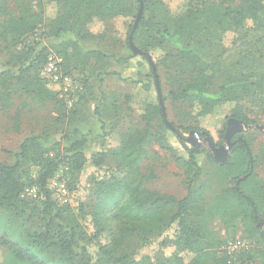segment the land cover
<instances>
[{
	"label": "rangeland",
	"instance_id": "374dc122",
	"mask_svg": "<svg viewBox=\"0 0 264 264\" xmlns=\"http://www.w3.org/2000/svg\"><path fill=\"white\" fill-rule=\"evenodd\" d=\"M161 1L172 15L181 14L187 6V0ZM129 2L133 11L135 9L133 16L136 19L138 8L132 0ZM7 3L10 18L24 16L29 26L34 25V29L31 33L18 36L16 32L10 34L0 28V163L13 165L18 162L17 174L22 186L21 205L17 208L0 207V217L3 216L19 232H48L56 243L65 237L63 226L77 220L81 226L77 229L78 244L86 251L74 248V264H92L99 257L98 247L83 229L90 220L88 215H85L84 220L80 219V210L89 213L96 202V198L88 191V176L95 173L102 176L107 168H115L113 153L120 145L116 134L134 137L148 134L143 147L144 156L140 161L141 172L148 178L145 188L171 196L177 201L187 195L191 184L201 190L198 205L206 215L204 243L200 248L209 251L213 257L203 264H218L224 254L228 257V264H264V208L257 223L262 233H257L253 238L246 235L241 219L232 224L221 215V211L209 215L213 203L217 199L223 202L224 191L232 188L234 183L231 181V170L217 167L221 163L215 161L204 139L209 137L214 145L217 144L215 147L226 145L227 121L235 119L231 116L234 103L228 102L217 106L212 113L197 115L200 110L197 105L192 108L188 103L176 102L170 96L198 72L213 74L208 87L210 93L235 81H258L264 70V32H241L253 55V61L246 66L235 63V50L222 54L221 33L217 27L211 29L206 38L183 43L184 46H190L191 58L187 63L177 58L175 49L165 46L163 51L168 55L163 62L158 63L160 56L155 60L150 57L155 67L159 96L147 60L127 49L124 41H79L73 34L56 38L52 33V28H56L53 20L57 14L53 0H7ZM32 15L35 16L29 17ZM133 16L112 18L105 24L93 19L86 24V29L92 34H99L103 25H106L123 38ZM144 16L160 28L173 29L171 19L161 5H148ZM150 34H144L142 40L146 41ZM231 37V34L225 36L226 45L230 43ZM18 41L22 42L21 45L16 43ZM18 44L19 48L25 47L23 52H27L20 53L25 54L21 60H17L20 52ZM134 45L140 50L139 43ZM160 52L162 54V50L156 53L159 55ZM49 58L57 64V81L42 77ZM215 59L220 62L216 74L212 66ZM29 65V71L24 76L17 75L18 68H27ZM7 70H12V74H7ZM38 76L46 80L44 84L41 83L42 86L35 80ZM159 99L169 126L164 123L162 114L151 115L154 107L161 110ZM239 102L242 113L253 123L246 124L236 119L252 128L233 134L231 143L233 146L236 141H248L258 179L255 183L264 190V93L240 98ZM143 115L151 119L149 127ZM222 131L224 139L220 136ZM29 138H35L34 146L42 149L45 157L59 158V169L48 181V188L52 200L63 210L64 225L43 216V209L37 204L39 160L36 157L25 160L19 155L20 145ZM73 142H80L88 158L83 171L73 172L65 165L67 151ZM231 148L227 159L232 156ZM189 149L200 151L198 175L185 165ZM30 151L33 152L34 148ZM97 152L105 154L102 170L98 172L91 166V160ZM51 181L63 187H54ZM238 189L243 191L241 184ZM260 202L263 207L264 199ZM228 204L232 205L231 202ZM174 213L175 209L167 212L164 218ZM88 224V232H91L92 227ZM171 232L168 231L167 236ZM159 240L160 237H153L141 244L136 258L143 255L154 257L159 251ZM106 241V236L102 237L101 243ZM221 250L225 253L222 254ZM172 252L173 249L168 247L162 256L167 257ZM255 253L260 259L255 257ZM3 256L4 248L0 246V262ZM189 256L185 255L184 258L187 260Z\"/></svg>",
	"mask_w": 264,
	"mask_h": 264
},
{
	"label": "trees",
	"instance_id": "16d2710c",
	"mask_svg": "<svg viewBox=\"0 0 264 264\" xmlns=\"http://www.w3.org/2000/svg\"><path fill=\"white\" fill-rule=\"evenodd\" d=\"M53 1L57 6L56 18L53 20L56 28H52L54 37L73 34L79 41L89 39L100 42L124 41L127 49L130 50L128 39L132 34L133 43H139L142 52L149 54L153 60L160 56L158 63L167 58L168 54L163 51L165 46L175 49L179 60L189 62L190 46H184L183 43L206 38L208 32L217 27L221 33L222 54L235 50V63L246 66L253 61V55L248 49L246 37L242 36L241 32L244 31L246 34L264 32V0H187L184 12L176 15H172L167 5L161 0H132L136 9L139 8V1L143 3L142 16L135 30L132 25L135 19L133 16L135 9L133 11L129 0ZM154 4L165 8L173 24L171 31L160 28L145 18V7ZM131 15L133 16L132 22L127 25L123 38L118 37L115 31L113 32L106 25H103L99 34H92L86 29V24L93 19H99L105 24L112 18H127ZM0 28L10 34L16 32L20 36L31 33L34 25L29 26L24 16L16 19L10 18L7 0H0ZM148 32L151 34L147 35L146 41H143L142 36ZM227 34L232 36L228 45L224 42ZM20 45L18 44V48ZM24 48H19L17 60H21L25 55L20 53H27L23 52ZM159 50H162V54L160 52L158 55L156 52ZM30 66L18 68L17 75L24 76ZM212 66L216 74L220 68L219 60L215 59ZM34 68L37 70V67ZM150 72L153 73L151 69ZM6 73L12 74V70H7ZM212 78L213 74L198 72L170 96L174 101L186 102L192 108L197 105L200 109L197 115L212 113L217 106L232 102L234 106L231 116L246 124H252L253 122L242 113L239 99L258 92L264 93V70L258 81H235L223 85L215 93L208 91ZM35 80L39 81L40 86H42L41 83L46 82L39 76ZM38 92L42 93V91ZM151 115H161L160 108L154 107ZM142 118L149 127L151 119L146 115ZM220 136L224 139L223 131L220 132ZM116 137L119 138L120 145L113 153L115 168H107L102 176L98 173L89 174L88 191L96 198V202L91 212L84 213L80 210V219L84 220L85 215H88L90 219L88 223L92 227L91 232H88V223L84 226L80 223L89 235L90 241L95 242L98 247L99 257L92 264H203L211 261L213 257L210 252L200 248V245L204 243L206 215V212L198 205L200 188H195L191 184L187 195L178 201L171 196L149 191L145 188L148 178L140 169V161L144 156L143 147L147 143L148 134L137 137L130 134H116ZM34 145L35 138L24 140L20 145L19 155L25 160H32L35 157L39 160L37 204L42 207L43 216L50 221L54 219L55 222L60 221V225H64L62 223L63 210L52 200L51 191L48 188V181L59 169V158L45 157L43 150ZM215 145L217 146L216 143ZM31 148H34L33 152L30 151ZM67 153L68 159L65 163L67 169L73 172L83 171L88 158L80 142L71 143ZM187 153L188 160L185 165L198 175L200 151L189 149ZM231 153L232 156L228 157L227 162L217 167L231 170V181L234 186L224 191L223 202L217 199L213 203L209 215L221 211V215L232 224L241 219L246 235L253 238L257 233H262L257 223L260 218L259 214L264 208L260 202L264 199V190L255 183L258 179L254 172V158L248 141H236L231 148ZM104 160L105 154L97 152L91 160V166L97 172L101 171ZM18 169V162L13 165L0 163L1 208H17L22 203L20 200L22 186L18 180ZM241 177L243 180H240ZM240 184L243 193L238 189ZM224 201H226L225 204ZM173 209L175 213L171 217L164 218V215ZM76 221L63 226L65 237L56 243L48 232H19L1 216L0 246L4 248V256L0 264H74V248H81L82 252L86 251L78 244L77 229L81 226ZM167 230L172 231L169 236H167ZM104 236L107 241L101 243ZM153 237H160L158 253L154 257L143 255L136 258L140 245ZM168 247L172 248L173 252L163 257L162 253ZM221 252L225 253L224 250ZM189 254V259L186 260L184 256ZM254 255L260 259L256 253ZM218 264H228L226 254Z\"/></svg>",
	"mask_w": 264,
	"mask_h": 264
},
{
	"label": "water",
	"instance_id": "95a60500",
	"mask_svg": "<svg viewBox=\"0 0 264 264\" xmlns=\"http://www.w3.org/2000/svg\"><path fill=\"white\" fill-rule=\"evenodd\" d=\"M142 12H143V3L141 1H139V8H138V12H137V16H136V19L134 21V24H133V30H135L141 16H142ZM128 45L130 47V50L136 54V55H141L143 56L151 70L153 71V75H154V78H155V86H156V90H157V93L158 95L160 96V93H159V88H158V82H157V79H156V74H155V67H154V64L150 58V56L147 54V53H143L141 52L133 43V40H132V34L129 35V39H128ZM159 104L161 106V114H162V119L164 121V123L168 125L167 121H166V118H165V112H164V109H163V105H162V102H161V99H159ZM172 131H175L174 128L170 127ZM252 127L244 124L243 122L239 121V120H236V119H229L227 121V129H226V132H225V141H226V145L225 146H220V147H215L214 143L211 141V139L209 137L206 136V138L204 139V141L208 144L209 146V149L211 150L213 156H214V159L215 161L223 164L226 160H227V154L232 146V143H231V138L233 136V134L235 133H239L240 131L242 130H247V129H250ZM192 135V134H190ZM241 138H239L240 140ZM197 147V146H196ZM243 180V178L241 179Z\"/></svg>",
	"mask_w": 264,
	"mask_h": 264
},
{
	"label": "built area",
	"instance_id": "2783aa9c",
	"mask_svg": "<svg viewBox=\"0 0 264 264\" xmlns=\"http://www.w3.org/2000/svg\"><path fill=\"white\" fill-rule=\"evenodd\" d=\"M56 65H57L56 62L52 58H49L48 64L44 67L42 77L44 79L57 81L58 76H57V66ZM51 182L54 187L60 186V184L56 181H51ZM60 187H63V185H61Z\"/></svg>",
	"mask_w": 264,
	"mask_h": 264
},
{
	"label": "flooded vegetation",
	"instance_id": "af4514ba",
	"mask_svg": "<svg viewBox=\"0 0 264 264\" xmlns=\"http://www.w3.org/2000/svg\"><path fill=\"white\" fill-rule=\"evenodd\" d=\"M241 140V139H240Z\"/></svg>",
	"mask_w": 264,
	"mask_h": 264
}]
</instances>
